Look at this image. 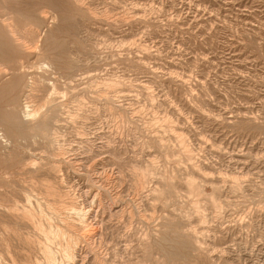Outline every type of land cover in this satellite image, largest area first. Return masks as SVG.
Instances as JSON below:
<instances>
[{
    "label": "rangeland",
    "instance_id": "1",
    "mask_svg": "<svg viewBox=\"0 0 264 264\" xmlns=\"http://www.w3.org/2000/svg\"><path fill=\"white\" fill-rule=\"evenodd\" d=\"M75 1L76 33L56 32L58 18L38 28V46L66 39V57L42 71L22 60L55 90L19 93L13 107L51 94L59 122L45 139L23 124L24 138L0 140V158L16 147L35 162L0 160V264H264V0ZM13 16L27 39L31 21ZM24 195L46 230L60 226L47 202L86 211L73 259L66 240L5 213Z\"/></svg>",
    "mask_w": 264,
    "mask_h": 264
},
{
    "label": "bare ground",
    "instance_id": "2",
    "mask_svg": "<svg viewBox=\"0 0 264 264\" xmlns=\"http://www.w3.org/2000/svg\"><path fill=\"white\" fill-rule=\"evenodd\" d=\"M30 1H33L31 6L28 9H23L22 4H20L19 0H0V104H4L2 107H0V123L2 125L0 126V140H2L4 143H6L8 140H11L12 142H17L19 139L24 138V134L21 130V126L23 124H26L28 127L36 130L39 134L42 135V132L47 131L49 127H51L52 125L55 126L56 123L59 122V120H56V115H54L57 113V109L49 108V105L52 102V100L50 99L51 94L49 95V100H47L44 104L38 107L34 105L32 106L30 104L29 92H33L34 90H55V87L52 84L49 85L50 83L46 84V79L40 77L36 78V76L28 74L27 68L24 66V61L22 62V60L25 56L39 59L41 61L39 68L42 71L44 65H42V63H45V61L54 62L56 60L66 57V39H58L53 35L52 32L44 39L42 47L38 46V28L40 24H47L48 22L52 24L53 21L58 18L59 25L55 29L56 32H63V34L65 35H72L76 33L77 30V23L75 21V18L69 16L65 12L67 6L74 5L75 7H78L77 1L51 0V3L48 6H56L58 11L55 12L54 10L53 13L48 12L47 9L43 7L41 3L42 0ZM13 13L20 14L24 16L27 20L31 21V24H28V27L25 26L27 27V39H24L23 33L20 32L21 29L17 25ZM36 23H39V25H37ZM64 62L65 68L71 67L69 62ZM45 67L48 68L49 66ZM19 93L23 95H25L26 93L29 94L24 96V102L21 104V107L18 109L16 106L15 109L13 107V104L18 100ZM54 93L55 92H53V94ZM11 98H13L14 101H12ZM47 105L49 107H47ZM23 121H25L26 123H23ZM42 137L44 139L47 138V136L44 134L42 135ZM61 153L62 151L60 149L57 150V152L54 153V157H58ZM0 160L10 161L12 163V168H21L22 166H24V169H27L31 168V166H35V162L33 160L22 159V156L20 153H18L16 147H14L13 151L6 158L3 157L0 158ZM55 163L51 161L49 164L45 165L47 166V171L49 173L53 172ZM38 168L41 169V167ZM171 193L172 191L170 190V188L165 190V194L170 195ZM24 199L26 205L22 207L17 206L13 209V211L11 209L9 211H6L5 213H8L14 219L15 223L23 222L29 224L36 231L43 233L48 240H66L65 249H63L67 259H71L73 249L80 240L84 239L83 234L81 233L82 229L80 228V226H82L84 223L86 211L81 210L82 208L80 210H78V208L76 209L72 204L68 202L66 203L64 200H61V198H58L59 200L57 201V203H51L52 201H50V203L47 202L45 204V207L49 211H51L52 215L56 217L54 219L59 220L60 226L56 227L55 230H46L43 229L40 223L38 222V217L43 212L41 210L36 211V209L33 208L34 206H31L32 198L30 199L29 195H24ZM96 201H98L97 198ZM39 208H41L40 205ZM73 218H76L78 224H74V222L72 223L71 220H73ZM173 225L174 224L172 223H167L166 227L170 228ZM15 226L17 227V225ZM13 230L15 229L13 228ZM165 236L166 235L161 237L164 238ZM171 240H173V238ZM176 240H178V238ZM176 240L174 237V241L172 242L176 243ZM31 243L33 244V242ZM179 243L182 247L189 246L186 239H183ZM179 243L177 242L176 244L178 245ZM176 244L174 245L176 246ZM43 254L47 261L53 260V253L48 248H43ZM166 254H164V256ZM170 254L172 256H175L177 253L172 254L171 251ZM144 257L146 262L150 261L149 250L144 251Z\"/></svg>",
    "mask_w": 264,
    "mask_h": 264
}]
</instances>
